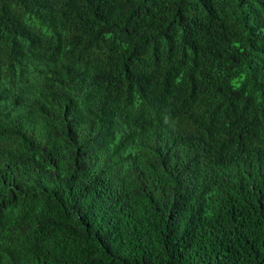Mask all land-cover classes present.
<instances>
[{"label": "trees", "instance_id": "1", "mask_svg": "<svg viewBox=\"0 0 264 264\" xmlns=\"http://www.w3.org/2000/svg\"><path fill=\"white\" fill-rule=\"evenodd\" d=\"M0 264H264V0H0Z\"/></svg>", "mask_w": 264, "mask_h": 264}, {"label": "clouds", "instance_id": "2", "mask_svg": "<svg viewBox=\"0 0 264 264\" xmlns=\"http://www.w3.org/2000/svg\"><path fill=\"white\" fill-rule=\"evenodd\" d=\"M214 13L218 16H220L219 14V7L214 11ZM200 26H204L202 24H199ZM208 32L210 34V41L211 39H215V40H218L220 42V45L222 48L224 47L225 49L224 50H229L230 49V46L227 44V45H222L221 43V40L222 38L226 37L227 38V42L229 43V40H228V32L223 29V30H215L213 27H210L208 29ZM194 33H195V36H196V41L199 42L200 44L204 45V32H201L199 30H194Z\"/></svg>", "mask_w": 264, "mask_h": 264}]
</instances>
